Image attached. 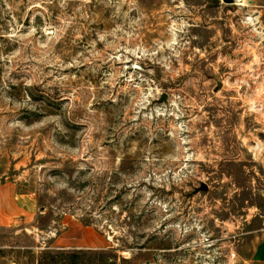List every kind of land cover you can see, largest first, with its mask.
<instances>
[{
  "label": "rangeland",
  "instance_id": "rangeland-1",
  "mask_svg": "<svg viewBox=\"0 0 264 264\" xmlns=\"http://www.w3.org/2000/svg\"><path fill=\"white\" fill-rule=\"evenodd\" d=\"M8 184L0 264H264V0H0Z\"/></svg>",
  "mask_w": 264,
  "mask_h": 264
},
{
  "label": "crops",
  "instance_id": "crops-1",
  "mask_svg": "<svg viewBox=\"0 0 264 264\" xmlns=\"http://www.w3.org/2000/svg\"><path fill=\"white\" fill-rule=\"evenodd\" d=\"M36 207L31 196L18 194L14 185L0 187V225L15 226L19 219L29 222ZM257 258L264 260V240L257 249Z\"/></svg>",
  "mask_w": 264,
  "mask_h": 264
},
{
  "label": "trees",
  "instance_id": "trees-1",
  "mask_svg": "<svg viewBox=\"0 0 264 264\" xmlns=\"http://www.w3.org/2000/svg\"><path fill=\"white\" fill-rule=\"evenodd\" d=\"M38 264H116V262L104 251L52 253L45 250L41 253Z\"/></svg>",
  "mask_w": 264,
  "mask_h": 264
},
{
  "label": "water",
  "instance_id": "water-1",
  "mask_svg": "<svg viewBox=\"0 0 264 264\" xmlns=\"http://www.w3.org/2000/svg\"><path fill=\"white\" fill-rule=\"evenodd\" d=\"M225 3L230 4V3H232V0H225ZM206 189H207V188H206L205 186H202V187H201V190H202V191H206Z\"/></svg>",
  "mask_w": 264,
  "mask_h": 264
}]
</instances>
